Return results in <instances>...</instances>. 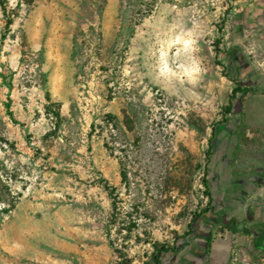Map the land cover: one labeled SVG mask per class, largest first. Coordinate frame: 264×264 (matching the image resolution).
I'll list each match as a JSON object with an SVG mask.
<instances>
[{
  "label": "rangeland",
  "instance_id": "obj_1",
  "mask_svg": "<svg viewBox=\"0 0 264 264\" xmlns=\"http://www.w3.org/2000/svg\"><path fill=\"white\" fill-rule=\"evenodd\" d=\"M0 34H65L9 68L0 264H152L154 243L207 264L208 238L251 229L216 186L264 152V0H0Z\"/></svg>",
  "mask_w": 264,
  "mask_h": 264
},
{
  "label": "crops",
  "instance_id": "obj_2",
  "mask_svg": "<svg viewBox=\"0 0 264 264\" xmlns=\"http://www.w3.org/2000/svg\"><path fill=\"white\" fill-rule=\"evenodd\" d=\"M18 35L0 34V118L5 114L8 119L16 116L18 86L11 78L12 73L9 70L14 64L13 57L21 53L39 54L40 51L43 55L50 53L59 55L63 52L62 42L65 34H22L24 47L16 46ZM40 66L49 71L48 62H43ZM45 79L43 87L46 90L51 87L54 91V88L62 83L59 79L48 77ZM23 89L22 93L26 95L27 89ZM262 153L264 157V152L261 150H257L253 155L255 158L254 162H251L253 174L247 180V188L235 186L246 182L244 180L226 177L227 179L220 178L217 182L219 185L216 186V192H219L218 187L223 190L220 197L221 204L228 192L233 203V206L229 207L234 215L235 212L242 210L244 201H251L245 217L252 223V227L247 234L240 233L233 236L225 229L218 239L212 241L207 264H260L261 258L264 257V158ZM212 188L213 186L211 190ZM219 210L224 211L223 207H219Z\"/></svg>",
  "mask_w": 264,
  "mask_h": 264
},
{
  "label": "trees",
  "instance_id": "obj_3",
  "mask_svg": "<svg viewBox=\"0 0 264 264\" xmlns=\"http://www.w3.org/2000/svg\"><path fill=\"white\" fill-rule=\"evenodd\" d=\"M32 1L33 0H28V2H32ZM241 91H243V90H240L237 87L233 90V93H232L231 97L229 98L230 101H229L228 106H227V108L225 110L226 114L230 113V111H231L232 103H233V100H234V96L236 95V93L241 92ZM55 116H56L57 119H59V117H60L59 116V112H57L55 114ZM209 149H210V146H209ZM209 156H210V154L206 155V162L209 161ZM205 186H206V191H207L206 195H207L208 198H211V193L209 191V186H208L207 182H205ZM227 227H228L230 232L235 233L234 230H233V227L231 225H228ZM191 232H192V229H190V232H187V233L183 234L182 237H187L188 235L191 234ZM243 233L247 234V233H249V230L244 228L243 229ZM211 243H212V240H211V237H210V238H208L207 244H206L209 249H210ZM152 248L154 249V252H155V255H153V258H152V264H160V260H161V257L163 255H166L168 253L176 254L180 250H182L184 248V246H178L176 244H173L172 246H170L168 244H156V243H154V244H152Z\"/></svg>",
  "mask_w": 264,
  "mask_h": 264
},
{
  "label": "built area",
  "instance_id": "obj_4",
  "mask_svg": "<svg viewBox=\"0 0 264 264\" xmlns=\"http://www.w3.org/2000/svg\"><path fill=\"white\" fill-rule=\"evenodd\" d=\"M260 264H264V257L261 258Z\"/></svg>",
  "mask_w": 264,
  "mask_h": 264
}]
</instances>
